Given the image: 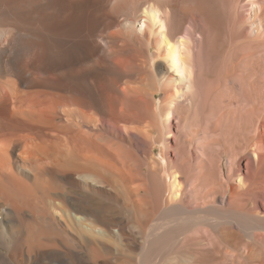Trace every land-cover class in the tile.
<instances>
[{
    "label": "bare ground",
    "instance_id": "bare-ground-1",
    "mask_svg": "<svg viewBox=\"0 0 264 264\" xmlns=\"http://www.w3.org/2000/svg\"><path fill=\"white\" fill-rule=\"evenodd\" d=\"M42 260L264 264V0H0V264Z\"/></svg>",
    "mask_w": 264,
    "mask_h": 264
},
{
    "label": "rangeland",
    "instance_id": "rangeland-1",
    "mask_svg": "<svg viewBox=\"0 0 264 264\" xmlns=\"http://www.w3.org/2000/svg\"><path fill=\"white\" fill-rule=\"evenodd\" d=\"M32 128H34L33 126H31ZM39 129V128H38ZM56 131L55 130H53L52 128H50V127H47V128H43V130L41 129V132L40 133H42V135H35V136H37L38 137V139H37V141L39 140V139H43V138H45V137H48V138H50L51 136H53L54 137V139H64V136H63V134H61V133H59V131L57 132V133H55ZM32 136H34L33 134H32ZM36 142V141H35ZM156 148H157V151H156V153H155V158L156 159H158V160H160L161 159V153H160V144H157L156 145ZM31 150V149H30ZM29 150V152L28 153H21L20 151H16L15 152V156H17V163L18 164H23L24 162V164L26 165L27 164V166L29 165V166H31L32 165V167H31V169L34 171L35 170V166H37V165H35V162H38V160H39V162H41V159L43 158V156H41L42 154H43V150L40 148H38L37 150H31L30 151ZM19 152V153H18ZM36 155H35V154ZM38 153H39V155H38ZM14 155V154H13ZM37 156V157H36ZM38 156H40V157H38ZM42 157V158H41ZM38 159V160H37ZM37 160V161H36ZM17 171H18V173L22 176V174L20 173V170H18L17 169ZM24 177V176H23ZM25 178V177H24ZM43 261V262H42ZM41 262V264H48L47 262L48 261H45L44 262V260H42Z\"/></svg>",
    "mask_w": 264,
    "mask_h": 264
}]
</instances>
